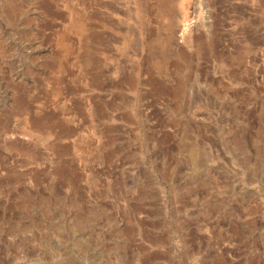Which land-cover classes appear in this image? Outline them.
<instances>
[{
    "label": "rangeland",
    "instance_id": "374dc122",
    "mask_svg": "<svg viewBox=\"0 0 264 264\" xmlns=\"http://www.w3.org/2000/svg\"><path fill=\"white\" fill-rule=\"evenodd\" d=\"M0 264H264V0H0Z\"/></svg>",
    "mask_w": 264,
    "mask_h": 264
},
{
    "label": "bare ground",
    "instance_id": "6f19581e",
    "mask_svg": "<svg viewBox=\"0 0 264 264\" xmlns=\"http://www.w3.org/2000/svg\"><path fill=\"white\" fill-rule=\"evenodd\" d=\"M160 10H161V9H160ZM160 10H159V11H160ZM164 11H165V10H164ZM159 13H160V12H159ZM160 14H162V13H160ZM162 15H163V14H162ZM165 15H166V14H165ZM186 27H187V26L183 24L182 32L185 33V34H186V32L188 31ZM185 36H186V35H185ZM183 39H184V38H183Z\"/></svg>",
    "mask_w": 264,
    "mask_h": 264
}]
</instances>
